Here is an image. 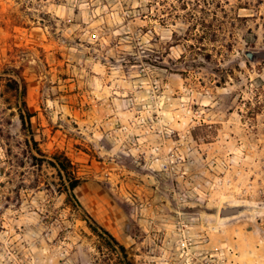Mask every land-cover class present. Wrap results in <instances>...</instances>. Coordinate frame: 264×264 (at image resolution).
<instances>
[{
	"label": "rangeland",
	"instance_id": "obj_1",
	"mask_svg": "<svg viewBox=\"0 0 264 264\" xmlns=\"http://www.w3.org/2000/svg\"><path fill=\"white\" fill-rule=\"evenodd\" d=\"M86 214L131 264H264V0H0V264H122Z\"/></svg>",
	"mask_w": 264,
	"mask_h": 264
},
{
	"label": "trees",
	"instance_id": "obj_2",
	"mask_svg": "<svg viewBox=\"0 0 264 264\" xmlns=\"http://www.w3.org/2000/svg\"><path fill=\"white\" fill-rule=\"evenodd\" d=\"M21 81L23 82V88H24L23 95H24L25 83L22 79H21ZM23 107H25V109H26L25 111H27L25 103L23 104ZM26 113L28 115H30L28 111ZM21 119L24 122L23 114H21ZM54 159L56 160V165L58 166L59 172H62V173L67 174V175L71 172L72 166H71L69 160L65 156H63V154L57 155ZM72 173H74V171H72L71 174ZM79 183H80V180L75 176L73 182H71V184L69 186L70 189H69L68 200L70 202H72L73 204H76V203L79 204V201L77 200V198L74 194V189L79 185ZM86 217L90 221V223L89 222L88 223H89V227L92 231L97 232L99 235L107 236L109 239H112V241H114L115 245H118V249H119L118 254L120 256V262L122 264H131L130 260L128 259L129 253H128L127 249L123 245L118 244L115 241V239L112 237L111 234H109L107 231H105V230L101 229L99 226H97V224H95V221L93 220V218H91L88 214H86ZM99 229H101L103 231V234H101L99 232Z\"/></svg>",
	"mask_w": 264,
	"mask_h": 264
},
{
	"label": "water",
	"instance_id": "obj_3",
	"mask_svg": "<svg viewBox=\"0 0 264 264\" xmlns=\"http://www.w3.org/2000/svg\"><path fill=\"white\" fill-rule=\"evenodd\" d=\"M240 212L239 207H232V208H225L220 210V216L225 218V217H230V216H235Z\"/></svg>",
	"mask_w": 264,
	"mask_h": 264
}]
</instances>
